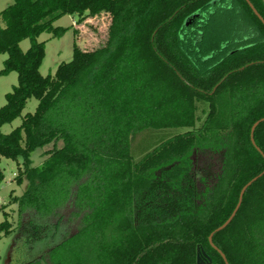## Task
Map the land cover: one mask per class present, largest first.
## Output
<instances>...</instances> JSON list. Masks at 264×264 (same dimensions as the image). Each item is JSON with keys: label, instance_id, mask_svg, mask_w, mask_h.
Returning a JSON list of instances; mask_svg holds the SVG:
<instances>
[{"label": "trees", "instance_id": "1", "mask_svg": "<svg viewBox=\"0 0 264 264\" xmlns=\"http://www.w3.org/2000/svg\"><path fill=\"white\" fill-rule=\"evenodd\" d=\"M250 2L264 19V0ZM105 12L101 47L74 43L70 61L40 73L41 33L58 36L64 28L53 22L64 14ZM0 54V75L17 74L0 128L37 100L18 126L0 129V159L21 157L28 180L19 214L48 219L70 199L82 214L74 236L22 264H196L197 250L224 264L208 237L264 169V121L253 133L263 155L250 141L264 117V25L245 0H13L0 11ZM196 100L210 103L196 130L132 161L133 131L191 127ZM58 139L42 166H30L33 149ZM193 147L221 163L204 193L190 172ZM212 244L228 264H264V174Z\"/></svg>", "mask_w": 264, "mask_h": 264}, {"label": "rangeland", "instance_id": "2", "mask_svg": "<svg viewBox=\"0 0 264 264\" xmlns=\"http://www.w3.org/2000/svg\"><path fill=\"white\" fill-rule=\"evenodd\" d=\"M12 2L13 0H0V11ZM109 18L110 15L106 12L94 16L84 15L81 19L70 14L57 18L53 25L63 27L64 30L58 36L52 37L51 33L43 32L37 38L38 41H44L45 49L39 66L40 73L53 74L60 63L70 61L74 43L86 51L101 47L108 36ZM19 45L23 51H26L29 40L25 38ZM5 58L6 54H0V70ZM16 83L15 71L0 75V106L6 101L5 94L10 92ZM217 98L218 96L214 104L219 109L220 100ZM209 104L206 100L195 101L194 124L191 127H149L133 131L129 151L132 161L139 163L149 153L159 150L173 136L196 130L204 121L209 111ZM36 105V99H28L20 115L10 123L3 124L1 131L8 133L18 126L22 116L27 112H34ZM62 144L63 141L58 139L33 149L30 153V166H42L48 157L47 152L61 147ZM190 158L192 180L199 191L207 192L214 181L208 175V171L212 170L215 174H219L220 160L210 153L195 152L194 147ZM22 162L21 157L17 159L1 157L0 159V264H22L40 259L55 246L74 236L82 225V214L71 199L57 214L48 219L40 218L30 210L22 215L19 214L16 199L28 186L27 178L19 174L23 170ZM59 218L60 222L56 226Z\"/></svg>", "mask_w": 264, "mask_h": 264}, {"label": "water", "instance_id": "3", "mask_svg": "<svg viewBox=\"0 0 264 264\" xmlns=\"http://www.w3.org/2000/svg\"><path fill=\"white\" fill-rule=\"evenodd\" d=\"M247 2V4L249 5V7L251 8V10L253 11V13L258 17V19L262 22V24L264 25V19L262 18V16L259 14V12L256 10V8L253 6V4L250 2V0H245ZM262 121H264V117L260 118L258 120H256L250 129V141L253 144V146L261 153V155H263V153L260 151V149L255 145V141L253 138V133L255 128L257 127V125L259 123H261ZM264 174V169L261 173H259L258 175L254 176L251 180H249L246 184H244L242 186V188L240 189L239 192V196H238V201L237 204L234 208V210L232 211L231 215L229 216V218L217 229H215L208 237V242L209 244L219 253V255L221 256L224 264H228L225 256L222 254L221 251L217 250L213 244H212V237L215 233H218L222 230H224L230 223L231 221L234 219L236 213L238 212L241 204H242V200H243V196L245 194L246 189L252 184V182H254L255 180H257L260 176H262ZM196 264H211V260L209 259V257L205 254V252L203 250H197V257H196Z\"/></svg>", "mask_w": 264, "mask_h": 264}]
</instances>
